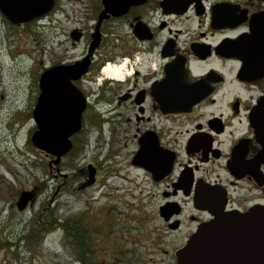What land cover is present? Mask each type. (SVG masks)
Segmentation results:
<instances>
[{
  "label": "flooded vegetation",
  "instance_id": "flooded-vegetation-1",
  "mask_svg": "<svg viewBox=\"0 0 264 264\" xmlns=\"http://www.w3.org/2000/svg\"><path fill=\"white\" fill-rule=\"evenodd\" d=\"M19 1L5 0L8 13L23 16L0 9V33L52 39L45 61L35 60L32 134L46 71H62L52 76L55 97H67L70 84L83 99L79 129L58 163L30 136L50 179L19 188L0 207V214L34 212L38 248L64 223L73 264H178L179 251L219 216L264 212V0H50L34 14ZM82 62L75 74H63ZM108 67L121 78H108ZM92 145L103 149L98 160L79 165ZM76 161L74 173L61 175L64 162ZM100 161L119 166L135 204H111L102 232L82 215L58 219L61 193L104 187ZM88 166L94 177L86 186ZM24 191L31 199L18 211ZM122 204L130 207L126 221L117 219ZM252 243L245 252L258 264L260 241Z\"/></svg>",
  "mask_w": 264,
  "mask_h": 264
},
{
  "label": "rangeland",
  "instance_id": "rangeland-1",
  "mask_svg": "<svg viewBox=\"0 0 264 264\" xmlns=\"http://www.w3.org/2000/svg\"><path fill=\"white\" fill-rule=\"evenodd\" d=\"M51 48L50 36L19 38L0 33V207L7 203L11 205L19 188L30 189L38 182L45 183V178L50 179L46 172V159L39 155L30 143L32 134L30 114L34 96L33 78L37 70L35 60L41 58L45 61V55ZM11 111L14 112L13 115H10ZM102 151V148L94 149L92 145L83 154L84 160L81 163L64 162L59 172L61 175L72 174L75 171L73 169L75 164L96 161ZM98 164L105 172L103 188L98 185L90 192L77 196L63 192L58 196L56 204L58 219L68 221L71 216L82 215L92 231L98 229L102 232L104 214L109 212L112 207L110 205L135 204V197L131 196L132 184L121 176L123 172L117 174L118 165L113 162L103 165L101 161ZM48 184L46 182V185ZM51 184L53 185V182ZM116 187L119 191L114 193L113 189ZM127 188L129 190H126ZM24 192L31 195V191ZM113 195L119 197L120 201H111ZM123 204L122 207H117L120 212L117 219L120 220L125 219L126 209H130ZM33 214V211H28L17 216L9 209L0 214V259L3 264H73L74 249L68 245L65 238L69 227L60 223V228L50 229L42 246L38 248L43 236L42 232L37 236L33 232L34 223L31 217ZM90 245L91 252L98 246L95 241Z\"/></svg>",
  "mask_w": 264,
  "mask_h": 264
},
{
  "label": "water",
  "instance_id": "water-1",
  "mask_svg": "<svg viewBox=\"0 0 264 264\" xmlns=\"http://www.w3.org/2000/svg\"><path fill=\"white\" fill-rule=\"evenodd\" d=\"M49 2L50 0H20L18 3L28 9V12L24 10L25 14H34L38 12L40 6L47 7ZM5 4V0H0L3 14L12 19L23 16L18 13H8L3 8ZM83 63L74 65L72 69H63V74L65 75L66 72L67 76H70L71 71L75 74ZM54 72H57V75L62 73L60 70H48L41 76L42 93L33 112L35 118L40 116V127L31 136V142L38 149L56 156L55 163H58L71 148L70 135L79 129L83 99L70 84H67L66 91L64 90L67 97L63 99L55 97L52 91ZM87 170L90 181L86 186L93 182L94 177V169L88 166ZM30 199L28 193L22 192L16 203L18 211H22ZM256 239L260 241L261 246L258 264H264V212L219 216L216 221L202 227L196 233V237L179 251L177 261L178 264H195L196 255V264H253V251L247 256L245 249L247 246L256 247V243H252Z\"/></svg>",
  "mask_w": 264,
  "mask_h": 264
},
{
  "label": "bare ground",
  "instance_id": "bare-ground-1",
  "mask_svg": "<svg viewBox=\"0 0 264 264\" xmlns=\"http://www.w3.org/2000/svg\"><path fill=\"white\" fill-rule=\"evenodd\" d=\"M104 74L108 77V78H113V79H120L121 75H120V70L117 68H106L104 70Z\"/></svg>",
  "mask_w": 264,
  "mask_h": 264
},
{
  "label": "trees",
  "instance_id": "trees-1",
  "mask_svg": "<svg viewBox=\"0 0 264 264\" xmlns=\"http://www.w3.org/2000/svg\"><path fill=\"white\" fill-rule=\"evenodd\" d=\"M3 243V242H2ZM1 244V243H0ZM89 251H90V248H89Z\"/></svg>",
  "mask_w": 264,
  "mask_h": 264
}]
</instances>
